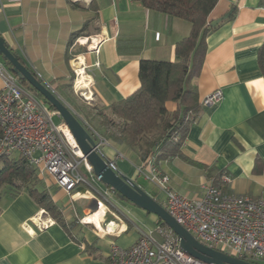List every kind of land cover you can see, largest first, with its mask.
<instances>
[{"label":"crops","instance_id":"0c3cea01","mask_svg":"<svg viewBox=\"0 0 264 264\" xmlns=\"http://www.w3.org/2000/svg\"><path fill=\"white\" fill-rule=\"evenodd\" d=\"M220 18L207 36V52L195 83L200 101L216 89L223 91V98L213 105L202 104L182 152L212 167L223 190L264 198V76L259 64L264 0H218L208 21ZM79 31L80 36L97 34L102 39L99 50L74 45L73 36ZM190 31L189 21L137 0H0V34L22 61L42 82L67 95L71 59L80 54L93 75L101 109L140 86L141 59L175 61L177 42ZM0 62L4 63L1 54ZM79 105V118L92 120L107 138L104 155L131 179H145L139 151L109 137L100 110L87 102ZM166 106L177 109L174 101ZM158 153L153 161L169 175L170 188L189 198L203 195L211 182L206 168L181 157L156 163ZM39 177L43 183L39 188L48 189L64 221L40 229L32 218L42 206L28 190L15 196L1 193L0 264H107L113 243L129 247L159 224L158 215L122 200L94 173L71 192L50 174L39 172ZM157 194L152 195L162 200ZM95 212L99 217L85 220Z\"/></svg>","mask_w":264,"mask_h":264},{"label":"built area","instance_id":"2783aa9c","mask_svg":"<svg viewBox=\"0 0 264 264\" xmlns=\"http://www.w3.org/2000/svg\"><path fill=\"white\" fill-rule=\"evenodd\" d=\"M101 40L98 35L79 36L74 45L98 51ZM80 61V54H74L71 59L75 71L73 89L87 103H91L95 99L94 78L82 62L86 81L80 82L79 77L83 73H79L73 64ZM0 78L3 81L0 87V155L17 152L37 167L40 174L53 176L57 184L68 192L88 183V173H94L92 166L75 138L73 140L68 125L63 120L54 121L55 116H60L57 110L49 108L43 98L23 87L16 74L2 62ZM222 98L223 91L216 89L203 98L202 104L213 105ZM82 122L96 142L95 149L104 154V147L109 144L107 138L89 121ZM139 169L145 179L158 188L157 195L160 194L162 200L156 198L200 243L261 264L259 261L264 260V198L227 192L211 183L201 197L189 198L169 187V175L155 165L153 157L141 164ZM103 203L98 201L99 206ZM32 221L38 228L44 229L56 220L42 208ZM107 264L212 263L185 251L174 230L159 223L150 232H143L129 247L113 243Z\"/></svg>","mask_w":264,"mask_h":264},{"label":"trees","instance_id":"16d2710c","mask_svg":"<svg viewBox=\"0 0 264 264\" xmlns=\"http://www.w3.org/2000/svg\"><path fill=\"white\" fill-rule=\"evenodd\" d=\"M137 1L155 11L189 21L191 31L177 42L175 61L141 59L140 86L129 96L102 108V122L109 128L110 138L139 151L142 164L151 159L156 151H159L155 158L156 163L181 157L206 168L211 178L210 183L222 188L219 174L212 167L189 159L182 152L190 127L202 110L195 79L201 72L207 52V36L214 28L208 17L218 0ZM90 7L96 10L93 2ZM81 33L76 32L73 41ZM1 56L10 69L9 61ZM68 58L71 59V56ZM259 64L264 76V42L259 49ZM30 70L41 80L33 69ZM18 81L27 90L43 98L49 108L56 110L28 81L19 78ZM167 101L176 102L177 109L170 111L166 106ZM106 110L112 115L107 114ZM42 185L38 168L20 154L14 156L5 152L0 155V194L5 187L14 196L28 190L55 220L64 221L62 209L52 199L47 188H39ZM159 223L165 224L161 219Z\"/></svg>","mask_w":264,"mask_h":264},{"label":"water","instance_id":"95a60500","mask_svg":"<svg viewBox=\"0 0 264 264\" xmlns=\"http://www.w3.org/2000/svg\"><path fill=\"white\" fill-rule=\"evenodd\" d=\"M230 15V12L223 18ZM223 18L214 20V26ZM0 54L10 63V70L21 80L28 81L48 103H51L62 120L68 125L83 155L91 164L94 174L100 181L111 187L119 198L130 201L159 216V218L180 237L181 247L189 254L212 264H258L200 243L183 225H181L152 194L147 192L136 180L120 172L102 153L95 149L96 142L78 115L63 101L54 90L42 82L8 46L0 34Z\"/></svg>","mask_w":264,"mask_h":264},{"label":"rangeland","instance_id":"374dc122","mask_svg":"<svg viewBox=\"0 0 264 264\" xmlns=\"http://www.w3.org/2000/svg\"><path fill=\"white\" fill-rule=\"evenodd\" d=\"M97 35V34H96ZM71 83L68 85V91H69V94H63L61 91L57 90V89H54V92L59 95V97L65 101L67 103V105L77 114L79 115V110H80V105L79 104H86V100L84 98H82L79 94L75 93L74 89H73V81L75 79V71L73 70V67H72V64H71ZM77 100L78 103H76L74 100ZM88 105H90L91 107H94V108H97L98 110H101V108L99 107L100 105L98 104L97 102V99L95 97V99H93L91 101V103H88ZM108 111V110H106ZM109 112V111H108ZM89 120V119H88ZM54 121L56 123H58L60 121V118L58 116H55L54 117ZM90 123L92 125H94L98 130H99V127L96 123H94L92 120H89ZM100 131V130H99ZM101 132V131H100ZM102 133V132H101ZM103 134V133H102ZM14 156H16L18 153L17 152H14L12 153ZM138 183L149 193H152L154 195H156L159 190L158 188L152 184L148 179H144V178H140L138 180ZM10 189L8 187H5L2 191V193H9L10 194ZM259 263L261 264H264V260H261L259 261Z\"/></svg>","mask_w":264,"mask_h":264},{"label":"bare ground","instance_id":"6f19581e","mask_svg":"<svg viewBox=\"0 0 264 264\" xmlns=\"http://www.w3.org/2000/svg\"><path fill=\"white\" fill-rule=\"evenodd\" d=\"M73 64H74V66H75V64L77 65V66H75V67H77L79 73H83V74H82V77H81V76L79 77L80 82H85V81H86V78H85L86 76H85V74H84L83 67L81 66L82 61H80V62H74ZM69 134H71V132H69ZM71 135H72V134H71ZM71 137H72V136H71ZM73 140H74V137H73ZM74 141H75V140H74ZM81 154H82V153H81ZM99 214H100V212H95L94 214H92V215L88 216L87 218H85V220H86V221H93V220H95L96 216L99 217Z\"/></svg>","mask_w":264,"mask_h":264}]
</instances>
